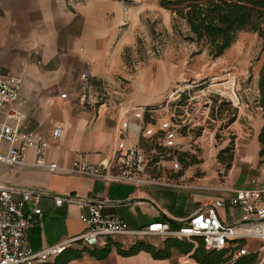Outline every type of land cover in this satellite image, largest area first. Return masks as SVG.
<instances>
[{"label": "crops", "instance_id": "obj_1", "mask_svg": "<svg viewBox=\"0 0 264 264\" xmlns=\"http://www.w3.org/2000/svg\"><path fill=\"white\" fill-rule=\"evenodd\" d=\"M138 14L125 0H0V65L21 78L16 107L25 119L20 130L47 138L48 161L60 166L80 159L92 164L107 163L118 139L120 121H134L133 111L138 107L164 103L177 86L179 76L171 68L165 71L164 79L150 64L136 73L128 69L125 51L134 44ZM261 67L254 82V99L259 95L257 79ZM86 71L92 77L82 81L80 75ZM61 93H66V98H61ZM255 109L256 122L250 135L253 138L240 146L226 173L221 164L211 169L206 162L183 168V183L192 188L136 187L126 182L3 163L0 185L41 194V211L33 215V226L28 232V244L34 250L86 230L78 216L87 213V208L80 209L74 203L56 206L57 195L71 194L92 203L101 202L105 205L104 214L119 216L132 228L168 220L170 227L176 229L199 207L226 194L207 190V184L232 188L253 177L264 181V169L257 168V134L263 116L260 107ZM56 126L63 128V136L57 141L50 135ZM190 138L191 133L185 128L178 142L184 145L183 151L192 153L188 148ZM126 139L132 143L137 136L127 132ZM6 147L5 142L0 143L1 151ZM34 158L33 150H29L26 160L32 162ZM34 208L33 203H28V210ZM217 211L226 223L239 220L240 211L236 208L226 206ZM166 237L116 236L108 239L110 251L105 258L83 254L66 264H186L190 253L173 251L170 257L160 259L144 249L129 255L118 252V247L128 249L136 241L161 247ZM259 243L257 239L247 241L251 247Z\"/></svg>", "mask_w": 264, "mask_h": 264}, {"label": "built area", "instance_id": "obj_2", "mask_svg": "<svg viewBox=\"0 0 264 264\" xmlns=\"http://www.w3.org/2000/svg\"><path fill=\"white\" fill-rule=\"evenodd\" d=\"M92 77L86 71L80 75L82 81ZM21 88V78L0 65V143L5 142V151L0 150V163L14 166H31L45 171H57L100 179L106 182H126L136 187L192 188L183 183L182 164L178 151L183 146L178 137L186 128L200 126L195 120V107L190 99L179 97L185 88L177 85L166 101L156 107H138L133 111L134 121L122 119L118 128V139L107 163L92 164L85 160H74L69 166H60L46 159L48 141L41 133H26L20 130L25 114L16 107ZM61 93V98H66ZM173 97V98H172ZM229 100H238L231 89ZM236 104V103H235ZM154 112L157 114L154 115ZM146 114L150 120L145 121ZM192 114L194 116H192ZM127 132H134L137 140L127 142ZM51 138L60 140L63 128L56 126L50 131ZM33 150L35 158L26 160V154ZM213 153V147L209 148ZM220 191L208 204L199 207L182 219L176 229L168 220L154 221L143 228H132L119 216L103 213V203H92L75 195L54 196V203H74L78 208H87L80 213L79 220L86 230L75 237L67 238L34 250L28 244V232L33 226V215L40 213L41 194L31 189H18L0 185V264H44L70 248L104 245L108 239L120 235L142 237L148 235L173 236L197 244L201 238L206 250H224L227 263H233L243 256H252L253 264H264V181L253 177L239 187H206ZM28 203L35 208L28 210ZM236 208L239 220L226 223L221 220L218 208ZM250 239L260 241L256 247L247 244ZM186 264H200L190 255Z\"/></svg>", "mask_w": 264, "mask_h": 264}, {"label": "rangeland", "instance_id": "obj_3", "mask_svg": "<svg viewBox=\"0 0 264 264\" xmlns=\"http://www.w3.org/2000/svg\"><path fill=\"white\" fill-rule=\"evenodd\" d=\"M125 1L139 13L134 44L125 51L128 69L136 73L150 64L163 79L170 68L179 76L176 84L185 88L179 99L191 98L195 120L201 124L190 130L189 153L195 156V163L206 162L211 169L221 164L226 173L229 167L219 161L220 150H225L222 156L226 161L231 155L232 162L240 146L253 138L251 126L257 111L254 82L264 61V39L255 32L241 31L224 54L213 59L207 50L184 39L185 23L161 9L158 0ZM231 89L237 94L236 106L228 97ZM231 118L236 122L230 123ZM211 146L213 153H209ZM260 167L264 169V155L258 159Z\"/></svg>", "mask_w": 264, "mask_h": 264}, {"label": "trees", "instance_id": "obj_4", "mask_svg": "<svg viewBox=\"0 0 264 264\" xmlns=\"http://www.w3.org/2000/svg\"><path fill=\"white\" fill-rule=\"evenodd\" d=\"M159 6L173 15L176 21L185 23L187 33L184 39L194 43L200 49L207 50L208 55L215 59L235 42L237 34L241 31L255 32L264 39V0H158ZM258 98L255 105L261 108L263 123L258 131L257 140L260 148L259 157L264 155V61L257 79ZM150 107V106H147ZM231 118L229 122L235 121ZM150 118L146 114L145 121ZM224 149L218 153V159L226 167L231 164L229 159L222 156ZM178 159L182 167L196 162L195 156L189 152L178 151ZM179 225V224H178ZM197 245L186 239L167 236L161 247H155L143 241H136L128 249L118 247V252L124 255L135 253L144 249L154 258H168L173 251L182 254L190 253L200 264H253L252 256H243L233 263H227L224 250H206L201 238H196ZM110 251V242L102 248H70L57 255L52 262L44 264H66L68 261L78 259L88 254L97 259L105 258Z\"/></svg>", "mask_w": 264, "mask_h": 264}]
</instances>
